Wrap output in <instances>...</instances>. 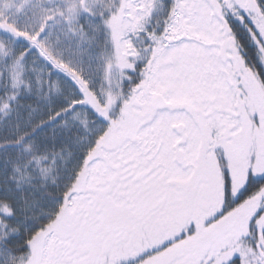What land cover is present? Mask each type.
<instances>
[{"label":"snow or ice","instance_id":"obj_1","mask_svg":"<svg viewBox=\"0 0 264 264\" xmlns=\"http://www.w3.org/2000/svg\"><path fill=\"white\" fill-rule=\"evenodd\" d=\"M0 264H264V0H0Z\"/></svg>","mask_w":264,"mask_h":264}]
</instances>
